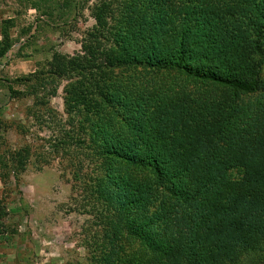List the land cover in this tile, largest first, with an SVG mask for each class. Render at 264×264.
Here are the masks:
<instances>
[{"label":"trees","instance_id":"trees-1","mask_svg":"<svg viewBox=\"0 0 264 264\" xmlns=\"http://www.w3.org/2000/svg\"><path fill=\"white\" fill-rule=\"evenodd\" d=\"M91 18L48 64L78 137L83 264H264V0H101ZM11 45L3 27L0 58Z\"/></svg>","mask_w":264,"mask_h":264},{"label":"rangeland","instance_id":"rangeland-1","mask_svg":"<svg viewBox=\"0 0 264 264\" xmlns=\"http://www.w3.org/2000/svg\"><path fill=\"white\" fill-rule=\"evenodd\" d=\"M100 1L0 0V32L5 27L12 43L0 58V200L16 230L0 243V264H83L87 258L89 216L78 205L67 164L78 138L76 127L72 145L66 138L68 80L53 76L48 64L54 53L79 52ZM19 152L25 156L20 174Z\"/></svg>","mask_w":264,"mask_h":264},{"label":"crops","instance_id":"crops-1","mask_svg":"<svg viewBox=\"0 0 264 264\" xmlns=\"http://www.w3.org/2000/svg\"><path fill=\"white\" fill-rule=\"evenodd\" d=\"M92 28V27H91ZM79 46H80V48H81V44L79 43ZM80 51V50H79Z\"/></svg>","mask_w":264,"mask_h":264}]
</instances>
